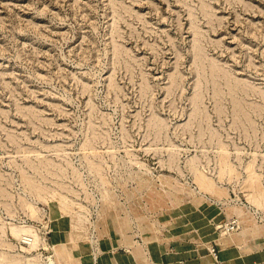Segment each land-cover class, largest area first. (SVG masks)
<instances>
[{"label": "rangeland", "instance_id": "374dc122", "mask_svg": "<svg viewBox=\"0 0 264 264\" xmlns=\"http://www.w3.org/2000/svg\"><path fill=\"white\" fill-rule=\"evenodd\" d=\"M127 239L264 264V0H0V264Z\"/></svg>", "mask_w": 264, "mask_h": 264}, {"label": "crops", "instance_id": "0c3cea01", "mask_svg": "<svg viewBox=\"0 0 264 264\" xmlns=\"http://www.w3.org/2000/svg\"><path fill=\"white\" fill-rule=\"evenodd\" d=\"M127 242H128V244H130V245H128V246L131 247V249L129 250V251L131 252V254H130V256H128V257H123V258H122V257H119V256H115L114 258L116 259V263H117V264H130V258H131L132 256L134 257V259H135V257L139 258V257H138V254H139L138 252H140V248H137V246L133 245V241H132L131 239H127ZM56 246H57V250H58V248H59L60 246H62V249H60V250H61V251H62V250L65 251V258L62 259V258L60 257V260H62V264H67V262H68V264H78V262H76L75 260L69 258V256H70V251H69L68 249H70V248H69L67 245L61 243V244L56 245ZM56 246H55V247H56ZM71 252H72V251H71ZM71 254H72V253H71ZM56 255H57V254H56ZM261 255H263V259H264V254H257V255L255 254V255L253 256V258L258 257V256L262 257ZM125 258H129V259L126 260ZM220 258H221L223 264H225L221 252H220ZM242 259H243V258H242ZM250 259H251V256H247L245 260H248V261H249ZM136 262H137V261H136ZM111 263H112V262H111ZM131 263H132V264H135L134 262H131ZM232 263L240 264V257H239V255H238V249H237V247H236V248H232Z\"/></svg>", "mask_w": 264, "mask_h": 264}, {"label": "bare ground", "instance_id": "6f19581e", "mask_svg": "<svg viewBox=\"0 0 264 264\" xmlns=\"http://www.w3.org/2000/svg\"><path fill=\"white\" fill-rule=\"evenodd\" d=\"M13 231H14V233L17 235V236H22L21 234L22 233H29V232H31V229L30 228H28V227H20V228H13ZM31 233H33V231L31 232ZM35 235V234H34ZM23 239H25V238H23ZM32 242V241H31ZM31 244V243H30Z\"/></svg>", "mask_w": 264, "mask_h": 264}, {"label": "built area", "instance_id": "2783aa9c", "mask_svg": "<svg viewBox=\"0 0 264 264\" xmlns=\"http://www.w3.org/2000/svg\"><path fill=\"white\" fill-rule=\"evenodd\" d=\"M212 264H222L220 255H217V253H215V252H213Z\"/></svg>", "mask_w": 264, "mask_h": 264}]
</instances>
